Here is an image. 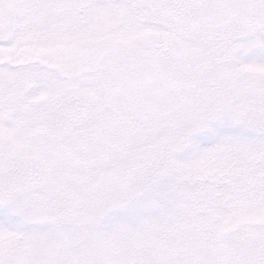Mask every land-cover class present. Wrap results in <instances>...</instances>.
<instances>
[{"label":"snow or ice","instance_id":"snow-or-ice-1","mask_svg":"<svg viewBox=\"0 0 264 264\" xmlns=\"http://www.w3.org/2000/svg\"><path fill=\"white\" fill-rule=\"evenodd\" d=\"M0 264H264V0H0Z\"/></svg>","mask_w":264,"mask_h":264}]
</instances>
